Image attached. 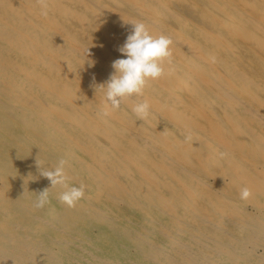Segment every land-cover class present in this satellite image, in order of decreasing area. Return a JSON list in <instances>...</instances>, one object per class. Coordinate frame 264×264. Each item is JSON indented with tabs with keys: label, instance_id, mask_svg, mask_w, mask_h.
<instances>
[{
	"label": "bare ground",
	"instance_id": "6f19581e",
	"mask_svg": "<svg viewBox=\"0 0 264 264\" xmlns=\"http://www.w3.org/2000/svg\"><path fill=\"white\" fill-rule=\"evenodd\" d=\"M47 2L43 17L38 0H0V264H237L264 251L248 211L264 207V0ZM137 21L171 38L172 62L103 116L98 87ZM145 99L142 121L132 105ZM37 159H65L69 185L87 186L75 207Z\"/></svg>",
	"mask_w": 264,
	"mask_h": 264
},
{
	"label": "clouds",
	"instance_id": "9594fccd",
	"mask_svg": "<svg viewBox=\"0 0 264 264\" xmlns=\"http://www.w3.org/2000/svg\"><path fill=\"white\" fill-rule=\"evenodd\" d=\"M40 4V15L47 17L49 14V5L47 0H38ZM132 30L127 35L125 42L118 48L122 58L112 62L113 72L107 81L98 88L104 90V95L108 104L102 109V115H110L111 110H118L126 98L133 96L141 97L149 80H156L165 74L163 62L167 60L172 62V50L170 45L172 40L165 35L153 36L147 25L143 22H132ZM88 54V50H87ZM150 104L145 99L132 105V111L139 120H146L150 115ZM192 141V134L185 136V142ZM221 157L226 153H220ZM40 175L50 181L52 187L57 185L65 190L60 192L57 199L60 203L67 205L69 208L75 207L76 204L85 196L86 185L81 183L77 186L69 185V177L65 172L67 161L60 159L56 167L52 169L43 168L41 162L36 161ZM45 188L39 192L37 200L33 207L43 209L50 203L49 189ZM251 196V190L244 187L240 191V198L247 200Z\"/></svg>",
	"mask_w": 264,
	"mask_h": 264
},
{
	"label": "rangeland",
	"instance_id": "374dc122",
	"mask_svg": "<svg viewBox=\"0 0 264 264\" xmlns=\"http://www.w3.org/2000/svg\"><path fill=\"white\" fill-rule=\"evenodd\" d=\"M253 210H254V208L252 206H248V211L249 212H253L254 215H256L255 213H257V216H259L256 219V221L259 220L264 225V215H263L264 214V207L259 212H256V211H253ZM262 233L263 232H260L259 235L261 234V237H264V233H263V236H262ZM245 236L251 238L254 235H252L251 233L248 234L246 232L243 235V237H245ZM259 243L260 244H264L263 238H261V241H259ZM71 249L73 251V248H71ZM240 255L243 257V253H241ZM259 256L264 257V251H263L262 247L259 248V246H258V247L255 248V251H252L251 253H248V257H247L248 260H246V259L240 260V261L237 262V264H264V262L261 263L259 261V259H258ZM53 264H55V263H53ZM83 264H86V263H83Z\"/></svg>",
	"mask_w": 264,
	"mask_h": 264
}]
</instances>
